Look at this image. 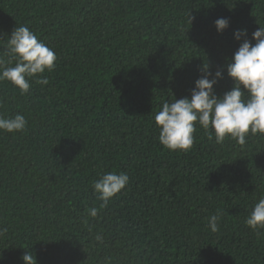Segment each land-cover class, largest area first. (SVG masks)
<instances>
[{
	"label": "trees",
	"instance_id": "16d2710c",
	"mask_svg": "<svg viewBox=\"0 0 264 264\" xmlns=\"http://www.w3.org/2000/svg\"><path fill=\"white\" fill-rule=\"evenodd\" d=\"M20 25L57 61L28 95L0 82V114L28 121L0 131V264H264V235L245 224L264 195V135L217 144L197 125L189 151H170L154 121L205 63L227 64L235 29L264 27V0H0V54ZM232 86L225 67L216 92ZM103 171L129 183L93 218Z\"/></svg>",
	"mask_w": 264,
	"mask_h": 264
},
{
	"label": "clouds",
	"instance_id": "9594fccd",
	"mask_svg": "<svg viewBox=\"0 0 264 264\" xmlns=\"http://www.w3.org/2000/svg\"><path fill=\"white\" fill-rule=\"evenodd\" d=\"M194 18L189 14L191 24ZM217 32L222 33L230 26L226 17L214 21ZM234 39L240 41L238 49L228 59L225 66L213 73L211 65L205 63L201 75L191 89V95L164 102L155 114L160 144L170 151H189L194 144L197 125L214 133L215 142L223 144L226 139L235 140L244 146L250 135H264V27L260 26L248 38L247 29H235ZM255 41L253 43L252 41ZM57 55L53 49L39 40L26 25L11 31L6 52L0 54V82L8 81L18 88L21 95L31 93L32 81L47 85L49 79L43 75L56 68ZM233 86L223 95H218L215 85L223 78L224 68ZM28 121L21 113L5 116L0 114V131L20 133L26 131ZM129 183L127 173L103 171L92 181V190L100 201L99 208L92 207L88 215L98 217L101 210L117 196ZM222 211L217 210L208 217V227L218 232ZM245 224L257 235H264V195L254 203ZM8 233L7 227L0 226V238ZM96 242L103 243V235L94 236ZM2 259V256H0ZM25 264H36L30 252L22 256Z\"/></svg>",
	"mask_w": 264,
	"mask_h": 264
}]
</instances>
